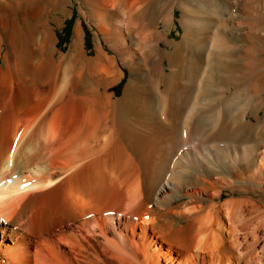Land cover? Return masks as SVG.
I'll list each match as a JSON object with an SVG mask.
<instances>
[{"label": "bare ground", "instance_id": "bare-ground-1", "mask_svg": "<svg viewBox=\"0 0 264 264\" xmlns=\"http://www.w3.org/2000/svg\"><path fill=\"white\" fill-rule=\"evenodd\" d=\"M72 4L0 0V264H264V0Z\"/></svg>", "mask_w": 264, "mask_h": 264}, {"label": "rangeland", "instance_id": "rangeland-1", "mask_svg": "<svg viewBox=\"0 0 264 264\" xmlns=\"http://www.w3.org/2000/svg\"><path fill=\"white\" fill-rule=\"evenodd\" d=\"M72 1H73L72 9H71V6H69V12H68L69 15L66 18L62 19L61 27L55 30V37L60 39L59 46H62L64 48V51L67 50V46L72 39L73 27L77 19L79 18L76 0H72ZM62 27L64 28V30ZM84 29L86 31V37H87L86 43L88 44L90 48L92 47L91 45L93 42V33L95 32V30L90 29L87 25H85ZM121 88H122V85L116 89L120 90Z\"/></svg>", "mask_w": 264, "mask_h": 264}]
</instances>
